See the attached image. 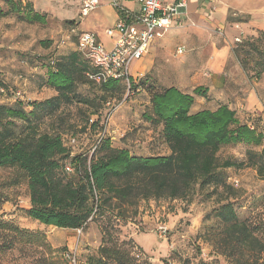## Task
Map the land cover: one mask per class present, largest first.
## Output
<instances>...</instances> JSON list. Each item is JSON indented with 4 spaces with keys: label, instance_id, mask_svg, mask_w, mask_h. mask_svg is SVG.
I'll list each match as a JSON object with an SVG mask.
<instances>
[{
    "label": "rangeland",
    "instance_id": "obj_1",
    "mask_svg": "<svg viewBox=\"0 0 264 264\" xmlns=\"http://www.w3.org/2000/svg\"><path fill=\"white\" fill-rule=\"evenodd\" d=\"M102 1L104 4L96 11L81 17L78 0H0V10L4 13L0 14V105L11 106L15 99H20L30 111L33 103L57 96L55 89L47 84L50 72L47 61L55 54L63 57L71 52L74 47L71 43L62 44L70 23L77 24L78 32H90L98 37L112 28L114 18L104 9L106 0ZM254 4V9L263 8L264 0H254ZM30 12L44 16L45 22L29 20L26 15ZM260 19L264 16L244 14L232 8L225 25H212L208 18L197 16L180 21L165 35L177 29L169 45L156 58L154 69L139 72L136 81L144 83L143 86L130 91L124 83L118 93L106 94L102 86L80 84L77 93L93 100V105L74 102L63 105L51 115L41 112L36 121L39 132L59 134L73 155L91 157L102 135L108 137L115 148L166 155L168 148L160 142L159 130L153 129L143 118L149 110V90L177 87L193 93L196 87H202L208 97L211 86H215L214 96L224 88L229 93L227 97H232L230 105L236 109L240 122L264 136V73L259 78L256 74L262 70L264 58L250 46L256 43L264 52V25H255ZM72 40L76 42V38ZM244 42L249 45L239 47ZM179 47L185 49L180 57ZM217 66L223 72L219 84L214 81ZM134 69L135 64L131 71ZM251 92L257 104H251ZM103 95L106 101L101 99ZM223 100H218L217 105L227 102ZM98 116L103 127L99 133L88 129L89 119ZM73 137L77 145L72 147L68 143ZM262 147L226 146L220 158L245 162L242 168L226 170L228 183L238 191L235 202L240 217L256 221L264 238V206L254 205L264 197V160L256 158V166L247 165L248 150L259 155ZM14 175L13 170L0 169V220L29 231L43 232L55 249L67 247L69 251L64 254L69 255L70 264L74 261L79 264L100 247L104 236L102 227L109 222L120 240L132 239L136 251H141L143 258L152 264H183L185 261L187 264H230L208 240L209 233L217 229L214 210L218 196L211 194L213 188L196 189L187 201H140L137 206L120 211V223L115 217L109 221L103 216L81 231L47 227L27 218L24 209L29 205L28 188L26 184L12 185ZM14 263V257L0 258V264Z\"/></svg>",
    "mask_w": 264,
    "mask_h": 264
},
{
    "label": "trees",
    "instance_id": "obj_2",
    "mask_svg": "<svg viewBox=\"0 0 264 264\" xmlns=\"http://www.w3.org/2000/svg\"><path fill=\"white\" fill-rule=\"evenodd\" d=\"M0 14L4 15L1 10ZM26 18L45 22V17L35 12L28 13ZM74 38L77 40V36ZM250 46L264 58L256 43ZM47 64L50 69L47 84L55 89L56 97L33 103L30 111L20 99H15L11 106L0 105V169L14 171L12 185H27L29 207L24 209L27 218L47 227L84 231L103 216L109 221L115 217L120 223V211L137 206L140 201H187L196 189L213 188L211 194L218 196L214 210L217 229L209 233L208 240L230 264H264L260 225L251 217H240L235 202L238 191L228 183L226 173L231 168H242L245 162L220 158L226 146H263L259 155L248 150L247 165L256 166V158L264 160L262 133L242 124L237 111L228 105L192 113L195 97H206L202 87L195 88L192 94L177 87L163 90L156 87L149 90V110L143 118L159 130V140L169 154L138 156L128 148L113 147L104 136L97 141L91 157L73 155L59 134L39 132L36 121L40 113L51 115L74 102L92 106L93 100L77 93L80 84L99 85L106 94H113L126 82L96 83L90 76L99 71L74 47L63 57L58 54L49 57ZM262 73L264 63L257 77ZM143 84L131 80L128 86L132 91ZM101 99L106 101L104 95ZM89 120V130L99 133L103 129L99 116ZM67 165L74 172L68 173ZM256 204L263 207L264 197ZM102 230L100 247L79 264H152L143 258L141 251H136L132 239L118 238L111 222ZM68 251L67 247L55 249L43 232L0 220V258L14 257V264H69L64 254Z\"/></svg>",
    "mask_w": 264,
    "mask_h": 264
},
{
    "label": "built area",
    "instance_id": "obj_3",
    "mask_svg": "<svg viewBox=\"0 0 264 264\" xmlns=\"http://www.w3.org/2000/svg\"><path fill=\"white\" fill-rule=\"evenodd\" d=\"M122 1L135 2L139 10L133 11L124 7ZM78 2L81 17L88 16L102 4L101 0ZM110 2L119 13L115 25L105 31L106 36L114 41L111 49H107L95 34L78 32L75 22L68 29L66 41L62 44L71 43L76 51L99 71L97 75L90 76L96 83L125 80L130 85L132 64L145 57L152 44L163 38L174 25H179L178 17L187 11L188 0H110ZM74 36H77L75 43L72 41ZM184 52L183 47L177 49L178 55ZM17 95L21 94L18 92ZM68 145L72 147L77 145V139L71 138ZM97 145L94 146L93 152ZM66 171L72 173L74 169L67 165ZM234 182L236 185L239 184L238 181ZM65 259L68 261L69 255H66Z\"/></svg>",
    "mask_w": 264,
    "mask_h": 264
},
{
    "label": "crops",
    "instance_id": "obj_4",
    "mask_svg": "<svg viewBox=\"0 0 264 264\" xmlns=\"http://www.w3.org/2000/svg\"><path fill=\"white\" fill-rule=\"evenodd\" d=\"M110 0L105 1V6L104 9L107 10L106 12L109 13L111 16H113V23L112 27L115 25L117 20L119 19V13L112 5L109 3ZM101 5L104 4V1L101 0ZM122 5L130 10L133 11H138L139 6L135 2H129V1H122ZM254 0H188V8L187 11L183 14H181L178 17L177 22L179 21H184L187 18L192 19L194 16L200 17V18H208L209 21L211 20L212 25H225L226 20H227V15L228 12L233 8L239 9L240 11L244 12V14H253L257 17H262L264 16V7L263 8H258L254 9ZM255 25H264V19H260L255 22ZM110 29V28H109ZM107 30V29H106ZM105 30V31H106ZM177 29H174L170 34L167 36H164L161 39H158L155 41L152 46L150 47L147 55L143 57L141 60L136 61L132 64V66L135 64V69L133 71H130L131 77L136 80L137 76L139 75V72L141 70H144L145 73L151 72L152 69H154V64L156 58H159L161 56V53L165 47L169 45L171 42L172 37L175 35ZM100 41L103 43V45L107 49H111L113 46L114 41L104 35L102 37H98ZM179 55L180 56H183ZM132 68V67H131ZM217 71L216 74L214 75V81L216 83H222L223 79V72L222 68L220 66L216 67ZM224 87V85H222ZM197 88V87H196ZM215 86H211V90L208 92V97H202V96H196L195 97V102L194 105L191 109L192 113H197L199 111L209 109V110H216L220 105H228L231 109L232 105H230V99L232 97H227L229 93L223 88L221 89V92L217 93V97L214 96L213 90L215 89ZM185 93H190V92H185ZM192 94V93H191ZM216 98L214 100L212 98ZM226 96V97H224ZM219 98V99H218ZM222 98V99H221ZM250 98L252 99L250 102L251 104H257L256 102V97H254V93H250ZM224 99V100H223ZM220 101H225L227 100L226 103H220L217 105V103ZM250 108V107H249ZM236 110V109H234ZM122 146V145H121ZM122 148V147H119ZM126 148V147H123ZM129 149V148H128ZM130 150V149H129ZM170 151L169 149L167 150V154H169ZM138 156H156L150 154L148 151H139L136 153ZM29 207V205H28Z\"/></svg>",
    "mask_w": 264,
    "mask_h": 264
}]
</instances>
